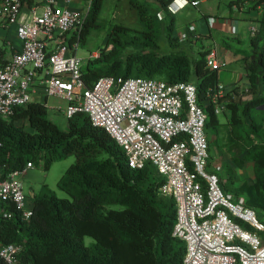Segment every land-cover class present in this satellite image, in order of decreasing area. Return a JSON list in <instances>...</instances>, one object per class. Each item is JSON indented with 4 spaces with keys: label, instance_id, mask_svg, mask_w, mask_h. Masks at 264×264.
<instances>
[{
    "label": "trees",
    "instance_id": "1",
    "mask_svg": "<svg viewBox=\"0 0 264 264\" xmlns=\"http://www.w3.org/2000/svg\"><path fill=\"white\" fill-rule=\"evenodd\" d=\"M170 1L158 0L166 10ZM245 1H251L246 12L264 5V0H231L229 6L237 3L240 7ZM128 2L142 28L113 24L106 41L111 49L82 67L86 84L91 86L101 76L194 83L208 116L209 148L218 145V135L229 123L227 152L231 160L238 167L248 160L253 162V180L237 186L231 171L225 169L228 182L224 189L242 196L246 206L264 222V11L254 18L258 30L250 36L249 51L241 56L247 90L239 91L233 85L219 98L230 112L227 123L219 119L207 97V91L219 83V70L206 63L209 50L198 57L182 49L162 50L160 20L140 1ZM89 3L81 43L93 27H98L103 0ZM166 31L171 46H179L172 37L173 19ZM253 111L262 114L255 117ZM46 114V107L33 102L19 107L10 119L0 117V178L39 159L47 170L74 154L75 162L57 181V187L68 197H57L44 186L31 200L28 220H22L12 205L0 209V246L22 245L18 264H181L185 244L172 235L175 204L160 193L164 180L153 165L131 168L124 150L85 113L67 118L65 129ZM85 237L93 242L86 245ZM0 264H5L2 259Z\"/></svg>",
    "mask_w": 264,
    "mask_h": 264
},
{
    "label": "built area",
    "instance_id": "2",
    "mask_svg": "<svg viewBox=\"0 0 264 264\" xmlns=\"http://www.w3.org/2000/svg\"><path fill=\"white\" fill-rule=\"evenodd\" d=\"M72 1L0 0V28L14 26L20 41L19 49L0 65V117L10 119L19 107L33 102L55 108L48 98L61 99L67 118L85 113L94 126L107 131L124 150L131 168L149 163L163 178L159 191L176 208L172 235L185 244L181 264H264V222L242 196L224 189L228 178L221 165L211 167L208 116L196 85L101 76L88 86L78 48L90 3L82 10ZM178 1L171 0L167 11L175 14L199 2ZM208 22L237 33L230 16ZM257 30L250 27L252 35ZM187 38L188 34L179 36L180 41ZM98 56L91 52L88 61ZM205 59L211 69L223 67L216 47ZM224 92L221 83L207 91L216 114L225 109L219 103ZM32 167L28 162L0 178V209L12 205L22 220L32 215V204L18 177ZM21 250L18 243L1 245L0 259L18 264Z\"/></svg>",
    "mask_w": 264,
    "mask_h": 264
},
{
    "label": "rangeland",
    "instance_id": "3",
    "mask_svg": "<svg viewBox=\"0 0 264 264\" xmlns=\"http://www.w3.org/2000/svg\"><path fill=\"white\" fill-rule=\"evenodd\" d=\"M138 1L145 6L150 14H155L160 20L159 41L162 50L182 49L192 57H198L201 52L208 51L211 48H225L227 49L225 55L219 52V55L221 54V62L223 63V67L219 69V83H222L227 90L232 88L233 85H236L239 91L247 90V80L241 56L242 52H248L250 49V27L259 26V23L254 18L262 14L264 5H261V8L258 10L252 9L245 12V9L241 11L243 7H239L237 3L236 6L239 10L236 8L231 10L229 6L231 0H199L197 6L187 5L179 12L172 14L161 6L158 0ZM89 2L90 0H73L72 6L85 10ZM240 3L242 4V2ZM249 4L251 3L249 2L245 7H248ZM229 16L237 23L238 28L236 34H232L227 28H218L217 25L209 26V18L223 19ZM172 19L174 22L172 37H176L179 46H171L167 38L166 26ZM97 23L98 27L91 29L86 41L81 43L78 48V55L83 59L84 65L88 61L89 53L98 52L100 56L102 51L106 53L111 49V45H106V41L109 29L113 24L142 28V25L138 22L135 10L130 6L128 0H103ZM192 26L196 27V31L193 33L189 31ZM199 26H204L205 31H199ZM184 33H188V38L178 42L179 36ZM5 34H7L6 29L0 28L1 56H8L9 54V45L7 44ZM193 34H197L198 36L195 37ZM48 101L55 108H46L47 118L56 123L60 128H67V117L64 113L65 102L54 97L48 98ZM253 114L255 117H260L262 112L253 111ZM217 115L221 121L224 122L227 120L228 123L230 115L228 109L225 108ZM18 124L27 128L24 121H19ZM230 129L228 123V125L221 129L218 135V145H211L210 162L212 168L221 165L224 170L231 171L234 184L237 186L243 181L251 182L253 180V162L248 160L242 167H238L231 160L227 152ZM74 162V154H70L66 158L54 162L47 170L43 167L41 159L32 162L33 167L18 177L29 203L31 204V200L35 194L43 191L44 186H47L57 197L67 198V194L57 187V181L66 168ZM113 207L119 206L113 205ZM84 241L86 245H90L93 239L91 237H85Z\"/></svg>",
    "mask_w": 264,
    "mask_h": 264
},
{
    "label": "crops",
    "instance_id": "4",
    "mask_svg": "<svg viewBox=\"0 0 264 264\" xmlns=\"http://www.w3.org/2000/svg\"><path fill=\"white\" fill-rule=\"evenodd\" d=\"M35 2V1H37V0H32L31 2ZM29 2V1H28ZM246 4H248V3H243V5L241 6V7H243L242 9H241V11L243 10V9H247V7H245L246 6ZM236 4H233L232 6H231V10H233V9H235L234 8V6H235ZM236 9H238V7L236 8ZM239 10V9H238ZM246 12V11H245ZM219 28V27H218ZM4 29H6V31H7V34H5L6 35V41H7V44L9 45V54H8V56H2L1 57V62H0V65L1 64H3L5 61H7L10 57H11V55H12V53L15 51V50H17V49H19V47H20V41L17 39V37H16V34H15V27L14 26H10V27H6V28H4ZM189 31H191V33H193V32H195L196 31V27L195 26H192V28L189 30ZM199 31H205V27L203 26H199ZM184 34H188V33H184ZM183 35V34H182ZM216 50H217V52H218V54H219V52L222 54V55H225L226 53H227V49H225V48H222V47H220V48H218V47H216ZM220 54V55H221ZM219 77V76H218ZM222 84V83H221ZM226 90H227V88H225ZM246 98H248V96H246V97H244V99H246ZM27 172V171H26Z\"/></svg>",
    "mask_w": 264,
    "mask_h": 264
},
{
    "label": "bare ground",
    "instance_id": "5",
    "mask_svg": "<svg viewBox=\"0 0 264 264\" xmlns=\"http://www.w3.org/2000/svg\"><path fill=\"white\" fill-rule=\"evenodd\" d=\"M178 2L182 4V1H181V0H180V1H178Z\"/></svg>",
    "mask_w": 264,
    "mask_h": 264
}]
</instances>
